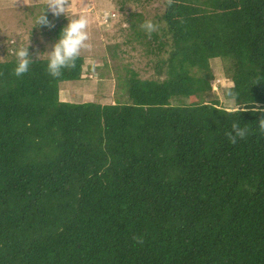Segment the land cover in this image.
Instances as JSON below:
<instances>
[{
	"label": "trees",
	"instance_id": "obj_1",
	"mask_svg": "<svg viewBox=\"0 0 264 264\" xmlns=\"http://www.w3.org/2000/svg\"><path fill=\"white\" fill-rule=\"evenodd\" d=\"M162 2L151 32L126 15L156 57L127 101L61 100L78 53L0 59V264H264V0ZM213 58L238 112L208 98Z\"/></svg>",
	"mask_w": 264,
	"mask_h": 264
},
{
	"label": "rangeland",
	"instance_id": "obj_2",
	"mask_svg": "<svg viewBox=\"0 0 264 264\" xmlns=\"http://www.w3.org/2000/svg\"><path fill=\"white\" fill-rule=\"evenodd\" d=\"M46 0H0V59L16 57L13 49L26 46L29 57L39 58L50 50L45 47L49 29L56 23H67V19L87 20V47L78 54L84 58L82 78L60 83L61 100L70 102L96 101L113 103L115 96L127 101L125 77L129 68L142 78L155 76V56L146 45L140 43L135 34H127L125 21L130 12L140 13L143 21H153L163 11L162 0H65L70 13L53 15L48 8L43 14L48 24H36L35 18L42 11ZM121 5V6H120ZM119 8V9H118ZM154 28L157 23H153ZM214 74L208 98H218L223 105L229 102L222 95V79H227L224 67L218 58L210 60ZM127 73V74H126ZM237 106V105H236Z\"/></svg>",
	"mask_w": 264,
	"mask_h": 264
},
{
	"label": "clouds",
	"instance_id": "obj_3",
	"mask_svg": "<svg viewBox=\"0 0 264 264\" xmlns=\"http://www.w3.org/2000/svg\"><path fill=\"white\" fill-rule=\"evenodd\" d=\"M45 8L51 10L53 15L63 14L65 18L66 14H69L71 11L70 6L65 4V0H46L42 11L35 18V25L48 24V19L43 14ZM87 23L85 17L81 15L79 18L67 19V23L62 26L55 42L51 45L50 51L46 53L47 67L51 74H58L59 69L70 63L81 47H87L85 44V41L88 39V33L85 30ZM142 27L146 32H151L154 25L151 21L146 20L143 22ZM12 51L17 58L14 67L15 74L19 75L26 72L31 61L26 46L14 48ZM219 83L225 88L232 86V81L227 79H222ZM225 110L228 112H238V108L234 102H229L225 106ZM253 111H256V109H253ZM260 111H264V109H260ZM259 127L264 129V117L259 118ZM246 131L245 128L239 127L234 123L231 131L226 132V135L234 142L237 137L243 138Z\"/></svg>",
	"mask_w": 264,
	"mask_h": 264
},
{
	"label": "crops",
	"instance_id": "obj_4",
	"mask_svg": "<svg viewBox=\"0 0 264 264\" xmlns=\"http://www.w3.org/2000/svg\"><path fill=\"white\" fill-rule=\"evenodd\" d=\"M60 90H63V89H60ZM60 92V91H59Z\"/></svg>",
	"mask_w": 264,
	"mask_h": 264
}]
</instances>
